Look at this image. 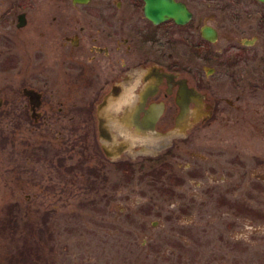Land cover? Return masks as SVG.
I'll use <instances>...</instances> for the list:
<instances>
[{
	"label": "flooded vegetation",
	"instance_id": "af4514ba",
	"mask_svg": "<svg viewBox=\"0 0 264 264\" xmlns=\"http://www.w3.org/2000/svg\"><path fill=\"white\" fill-rule=\"evenodd\" d=\"M225 126L249 140L214 138ZM48 129L92 131L120 165L167 137L187 156L175 201L231 196L235 228L264 207V0H0V131Z\"/></svg>",
	"mask_w": 264,
	"mask_h": 264
},
{
	"label": "rangeland",
	"instance_id": "374dc122",
	"mask_svg": "<svg viewBox=\"0 0 264 264\" xmlns=\"http://www.w3.org/2000/svg\"><path fill=\"white\" fill-rule=\"evenodd\" d=\"M91 133L0 131V264H264V232L252 234L247 222L263 229L264 207L242 211L235 228L233 211L216 200L231 196L181 207L172 189L184 149L143 137L129 145L147 157L142 164H113L94 150ZM218 133L226 143L249 140L232 126Z\"/></svg>",
	"mask_w": 264,
	"mask_h": 264
},
{
	"label": "water",
	"instance_id": "95a60500",
	"mask_svg": "<svg viewBox=\"0 0 264 264\" xmlns=\"http://www.w3.org/2000/svg\"><path fill=\"white\" fill-rule=\"evenodd\" d=\"M144 134H146V132H144ZM106 137V136H105ZM103 144L105 145V140H103Z\"/></svg>",
	"mask_w": 264,
	"mask_h": 264
},
{
	"label": "trees",
	"instance_id": "16d2710c",
	"mask_svg": "<svg viewBox=\"0 0 264 264\" xmlns=\"http://www.w3.org/2000/svg\"><path fill=\"white\" fill-rule=\"evenodd\" d=\"M10 226V225H9Z\"/></svg>",
	"mask_w": 264,
	"mask_h": 264
}]
</instances>
